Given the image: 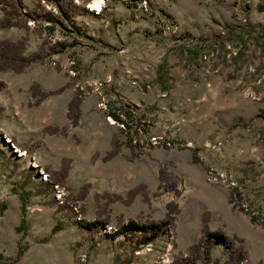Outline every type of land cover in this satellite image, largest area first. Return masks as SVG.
<instances>
[{"label": "rangeland", "instance_id": "rangeland-1", "mask_svg": "<svg viewBox=\"0 0 264 264\" xmlns=\"http://www.w3.org/2000/svg\"><path fill=\"white\" fill-rule=\"evenodd\" d=\"M74 3L84 33L54 0H0V264H204V226L244 219L242 264H264V0ZM166 218L148 243L107 235Z\"/></svg>", "mask_w": 264, "mask_h": 264}, {"label": "trees", "instance_id": "trees-1", "mask_svg": "<svg viewBox=\"0 0 264 264\" xmlns=\"http://www.w3.org/2000/svg\"><path fill=\"white\" fill-rule=\"evenodd\" d=\"M60 9V14L62 17L69 19L72 21L74 25V29L78 31V33H84L83 31L86 27L82 26L81 24L76 23V15L81 13L80 8L75 6L74 0H54ZM63 44V42H59ZM10 46H13L11 44ZM10 50L9 45L7 43L0 44V58L9 59L13 58L15 55ZM28 60V59H27ZM4 81L0 80V89L4 87ZM120 109L122 107H118V110H110V113L116 117L117 119L123 120ZM79 113L80 108L78 104V100L73 99L70 102L69 107V116L71 118L72 123H77L79 120ZM129 113V110H128ZM123 122V121H122ZM124 123V122H123ZM8 144V143H7ZM24 213V211H23ZM171 213V212H170ZM171 216V215H170ZM170 219H162V220H139V219H129L126 223L120 225V227L115 230L114 232H107L109 237L115 239L117 235H122L124 239L134 240L135 237L137 238L138 242L148 243L153 241L160 236L164 235L167 231V227L170 223ZM79 223L84 225L85 227L95 230L101 231L104 227L105 220L95 219V220H79ZM27 225L26 217L22 215L20 224L18 225L19 230H25ZM58 226L54 228L56 231ZM216 242L220 243L228 253L227 257L222 261L221 258H213V247ZM192 249L196 250V254L193 258H197L199 256L202 257L204 264H242L245 260L248 259V253L241 244L238 243L237 239L231 237L223 230H213L209 226L205 225L202 236L200 239L195 242L192 246ZM24 252V248L19 246L17 258H19ZM186 264V263H185ZM189 264V263H188Z\"/></svg>", "mask_w": 264, "mask_h": 264}, {"label": "crops", "instance_id": "crops-1", "mask_svg": "<svg viewBox=\"0 0 264 264\" xmlns=\"http://www.w3.org/2000/svg\"><path fill=\"white\" fill-rule=\"evenodd\" d=\"M63 45H65V49L64 50L69 49V44L68 43L63 42ZM235 221L231 225H228V228H230V230L227 231V234H229V235L238 234V235H240V237L244 238L243 239L244 240V247H245V249H246V251L248 253V257L250 258L251 249H252V251L254 249H253V243H251V239L249 238L247 232L249 230H251L252 233L253 232H257L258 233V231L253 230L255 227L249 220L244 219V221H242V220L241 221L235 220ZM257 236L258 235L255 236L256 241L257 242L261 241L260 242L261 243L260 244L261 245V256L260 257H262L263 254H264V247H263L264 239H263V237H261V238L259 237L258 238ZM215 246H218V247L221 246L222 247V245L220 243H218V242H216Z\"/></svg>", "mask_w": 264, "mask_h": 264}, {"label": "built area", "instance_id": "built-area-1", "mask_svg": "<svg viewBox=\"0 0 264 264\" xmlns=\"http://www.w3.org/2000/svg\"><path fill=\"white\" fill-rule=\"evenodd\" d=\"M101 1H102V0H100V3H101ZM100 3H99V5L96 6V7H100ZM90 6H92V5L90 4ZM208 178H209V180H219V179H216V178L210 176L209 174H208Z\"/></svg>", "mask_w": 264, "mask_h": 264}, {"label": "bare ground", "instance_id": "bare-ground-1", "mask_svg": "<svg viewBox=\"0 0 264 264\" xmlns=\"http://www.w3.org/2000/svg\"><path fill=\"white\" fill-rule=\"evenodd\" d=\"M101 4V3H100ZM91 8H93V7H91ZM95 8H99V7H95Z\"/></svg>", "mask_w": 264, "mask_h": 264}]
</instances>
